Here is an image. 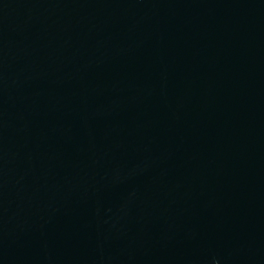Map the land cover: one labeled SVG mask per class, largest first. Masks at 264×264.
<instances>
[{
	"label": "water",
	"instance_id": "1",
	"mask_svg": "<svg viewBox=\"0 0 264 264\" xmlns=\"http://www.w3.org/2000/svg\"><path fill=\"white\" fill-rule=\"evenodd\" d=\"M33 264H264V0H26Z\"/></svg>",
	"mask_w": 264,
	"mask_h": 264
}]
</instances>
